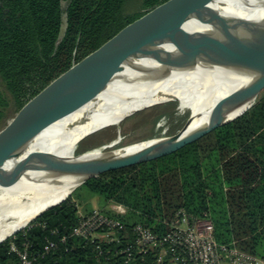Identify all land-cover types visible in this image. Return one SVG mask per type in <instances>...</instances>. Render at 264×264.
<instances>
[{"label":"trees","instance_id":"16d2710c","mask_svg":"<svg viewBox=\"0 0 264 264\" xmlns=\"http://www.w3.org/2000/svg\"><path fill=\"white\" fill-rule=\"evenodd\" d=\"M62 1H67L65 27L58 39ZM168 1L0 0V130L128 26ZM134 3L139 9L128 12L127 6ZM108 140L105 137L101 144ZM78 189L106 205L125 207L119 219L125 224L126 238L107 245L112 250L131 242V225L141 223L160 233L167 230L173 214L184 209L196 216L206 214L217 243L263 256L264 91L247 111L198 139L89 178L71 195ZM77 212L70 196L45 210L0 242V264H18L9 250L11 242L19 248L30 244L36 254L42 252L46 239L56 244L43 259L47 264H102L92 244L70 235ZM117 257L116 264H153L151 256L127 263L122 254Z\"/></svg>","mask_w":264,"mask_h":264},{"label":"water","instance_id":"95a60500","mask_svg":"<svg viewBox=\"0 0 264 264\" xmlns=\"http://www.w3.org/2000/svg\"><path fill=\"white\" fill-rule=\"evenodd\" d=\"M240 1L248 5L253 3L251 0ZM66 4L67 1L61 3L62 27L58 39L62 37L65 27ZM244 20V17L227 10L222 3H218V0H170L128 26L97 55L76 71L70 72L64 80L28 105L0 130V185L26 179L34 171L53 172L57 169L69 168L74 164L79 165L75 168L71 167L72 170L69 169L73 176L94 171L80 182L81 185L87 179L105 171L170 152L247 111L254 104L250 102L253 88L258 83H262L260 94L264 88V71L251 73L252 69H250L255 63L257 49L262 42L258 43L255 38L239 47L234 45L219 51L216 57L208 62L209 67H224L231 64L236 69H250V73L255 75V78L245 77L246 82L242 86L221 100L223 110L210 116L204 124L188 130L189 122H187L175 134L128 145L111 146L112 140H110L94 149L73 154L71 157H63L49 151H35L24 156L35 137L57 120L87 106V110L69 122L64 130L69 131L88 122L89 110L93 109L98 96L110 83L143 85L149 81L150 74L157 69L169 74L195 67L193 64L160 58L138 66L130 73H125L124 70L128 68L126 61L129 59L148 54L160 47L228 33ZM144 142L152 143L126 151ZM101 163L112 165L97 170Z\"/></svg>","mask_w":264,"mask_h":264},{"label":"bare ground","instance_id":"6f19581e","mask_svg":"<svg viewBox=\"0 0 264 264\" xmlns=\"http://www.w3.org/2000/svg\"><path fill=\"white\" fill-rule=\"evenodd\" d=\"M251 1L253 3L248 5L240 0H218V3H222L227 10L244 17L245 20L228 33L160 47L148 54L129 59L126 61L128 68L124 72L130 73L132 69L160 58L193 64L194 68L173 71L169 74H164L161 70L152 72L149 81L143 85L110 83L106 90L98 96L93 109L89 110L88 122L69 131L64 130L69 122L87 110V106L57 120L35 137L24 156L35 151H49L63 157H71L79 137H82L81 135L90 127L112 121L119 122L124 115L137 109L187 92L183 102H194L196 97L205 93V89L209 92L208 103L203 113L192 121L191 128L204 124L210 116L223 110L221 100L235 83L245 80V77L254 79L255 75L251 74L252 72L264 71V0ZM252 38H255L258 43L262 42L257 49L255 63L250 66L251 73L250 69H236L231 64L224 67L207 65L219 51L234 45L239 47ZM213 84L217 86L212 88ZM262 85L258 83L253 88L250 96L251 103L258 100ZM122 105L121 109L114 111ZM150 143L152 142L137 144L126 151ZM117 144H119V137L112 140L111 146ZM78 165L74 164L71 167L75 168ZM110 165L112 164L101 163L97 170ZM71 167L57 169L53 172L34 171L26 179L0 185V241L26 227L45 209L66 199L85 177L94 173V171H89L85 175L76 177L70 174Z\"/></svg>","mask_w":264,"mask_h":264},{"label":"built area","instance_id":"2783aa9c","mask_svg":"<svg viewBox=\"0 0 264 264\" xmlns=\"http://www.w3.org/2000/svg\"><path fill=\"white\" fill-rule=\"evenodd\" d=\"M107 206L110 214L103 210L78 211L77 222L70 233L92 244L102 264H116L118 254L124 257V263L137 257L144 262L151 256L153 264H220L223 261L264 264V255L248 254L234 246L217 243L213 225L206 214L196 216L184 209H178L167 222V230L160 233L141 223L131 225V242L112 250L107 245L125 241L126 228L119 216L124 215L126 209L118 203ZM64 239L65 236L61 237L62 241ZM55 246V242L46 239L42 252L33 254L30 244L24 243L19 248L11 242L9 250L15 254L18 264H47L43 259Z\"/></svg>","mask_w":264,"mask_h":264},{"label":"rangeland","instance_id":"374dc122","mask_svg":"<svg viewBox=\"0 0 264 264\" xmlns=\"http://www.w3.org/2000/svg\"><path fill=\"white\" fill-rule=\"evenodd\" d=\"M137 9H139L138 3L127 6L128 12ZM158 71L160 70L157 69L153 72L155 73ZM243 80L235 83L230 88L229 93L234 92L237 88L242 86ZM0 86L2 87L1 82ZM215 86H217V84H213L212 88H215ZM204 91L205 93L196 97V101L194 102H183V98L188 94L187 92L185 94L171 96L137 109L130 114L124 115L119 122L114 123V121H112L104 125L92 126L81 135L82 137H79L74 147L73 154L98 147L105 137L109 138L108 141L119 137V146H122L143 141L146 138L152 139L169 136V134L179 131L187 122H189L187 129H190L192 121L203 113L208 103L209 92L205 89ZM122 107L123 105L115 108L114 111ZM156 117L157 120L153 123L152 121ZM8 121H10V119ZM106 127L111 128L101 130ZM69 196L72 201L76 203L78 211L81 213L85 211L102 210L108 207L98 196L91 195L83 189H78ZM220 264L232 263L223 261Z\"/></svg>","mask_w":264,"mask_h":264}]
</instances>
